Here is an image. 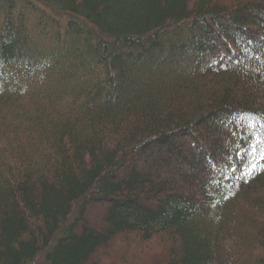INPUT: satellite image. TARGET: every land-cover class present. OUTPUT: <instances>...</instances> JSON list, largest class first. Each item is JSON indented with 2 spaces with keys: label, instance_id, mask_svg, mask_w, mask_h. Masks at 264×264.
<instances>
[{
  "label": "trees",
  "instance_id": "16d2710c",
  "mask_svg": "<svg viewBox=\"0 0 264 264\" xmlns=\"http://www.w3.org/2000/svg\"><path fill=\"white\" fill-rule=\"evenodd\" d=\"M116 242L264 264V0H0V264Z\"/></svg>",
  "mask_w": 264,
  "mask_h": 264
},
{
  "label": "rangeland",
  "instance_id": "374dc122",
  "mask_svg": "<svg viewBox=\"0 0 264 264\" xmlns=\"http://www.w3.org/2000/svg\"><path fill=\"white\" fill-rule=\"evenodd\" d=\"M100 209L99 208H92L91 212L89 213V217H88V222H90V226H98L99 225V219L98 217L101 215L100 213ZM100 213V214H99ZM121 243L116 242L115 244L111 245L108 248H103L100 249L99 252L96 254L94 261L97 264H123L122 262H120L119 260V255L120 253H122L123 251H121ZM133 247H137L131 249L132 253L134 255H136V257L138 256L139 259H137L139 262L144 263V262H148L150 263L152 260V257L155 254L159 253V250L162 249L161 244L159 243L158 240H154L150 243H144V244H139L136 243ZM138 249L144 251V255L141 256V254L138 252ZM131 254L129 257V264H131Z\"/></svg>",
  "mask_w": 264,
  "mask_h": 264
}]
</instances>
